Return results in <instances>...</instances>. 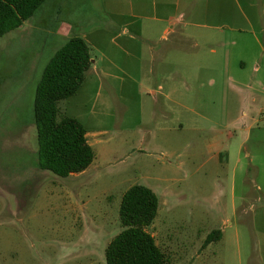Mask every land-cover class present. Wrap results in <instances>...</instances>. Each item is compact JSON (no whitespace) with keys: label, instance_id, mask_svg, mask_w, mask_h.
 Returning <instances> with one entry per match:
<instances>
[{"label":"rangeland","instance_id":"obj_1","mask_svg":"<svg viewBox=\"0 0 264 264\" xmlns=\"http://www.w3.org/2000/svg\"><path fill=\"white\" fill-rule=\"evenodd\" d=\"M138 1L45 0L0 39V264H106L123 229L122 197L136 184L159 197L148 231L167 264H264V235L250 224L264 217V198L245 151L240 163L237 140L226 137L242 122L222 126L241 112L238 91L221 65L194 63L206 49L180 42L183 26L163 32L169 15L189 6L197 14L208 1L221 11L223 0H143L140 14ZM140 27L143 39L126 33ZM76 36L93 62L60 114L83 124L95 158L63 178L37 165L34 103L47 63Z\"/></svg>","mask_w":264,"mask_h":264},{"label":"trees","instance_id":"obj_2","mask_svg":"<svg viewBox=\"0 0 264 264\" xmlns=\"http://www.w3.org/2000/svg\"><path fill=\"white\" fill-rule=\"evenodd\" d=\"M44 1L0 0V39L21 27ZM90 50L83 37L69 39L47 63L36 90L37 165L63 178L84 172L95 158L83 124L61 115L59 107L60 101L74 95L82 85L93 61ZM158 209L159 197L149 187L136 184L126 191L120 204L123 229L106 248V264H167L164 252L148 231ZM221 237V230H214L206 244Z\"/></svg>","mask_w":264,"mask_h":264},{"label":"crops","instance_id":"obj_3","mask_svg":"<svg viewBox=\"0 0 264 264\" xmlns=\"http://www.w3.org/2000/svg\"><path fill=\"white\" fill-rule=\"evenodd\" d=\"M229 3L230 5L223 0L221 11L209 4V1L197 14L192 6L183 12L177 11V14L168 16L167 21L171 23V27L164 28L163 32L167 37L175 31L176 26H183L182 30L178 29L180 33H184H178V37H181L179 41L188 40L193 47L206 49L192 58L195 59L194 63L204 65L206 72L208 69H215L209 65H221L217 68L223 72L222 75L228 76L229 88L234 92L238 91L241 112L231 120H226L227 123L222 126L228 129L232 124L242 122L237 134L228 130L226 137L230 143L237 140L236 150L240 163V152L245 151V172L248 175L252 171L257 179L254 188L264 198V0H229ZM134 9L133 7L132 11ZM136 11L138 14L144 13L148 11V5L139 0ZM142 30L143 27H140L136 34L130 30L126 33L133 39L140 37L139 31ZM246 33L251 34L253 39L244 38ZM232 64L236 65V76L230 74ZM224 113L230 117L231 108L226 107ZM224 154L223 160L228 164L229 150L226 149ZM249 193L250 188L245 190V196ZM250 224L253 225V235H264V217L253 219ZM221 232L223 239L226 231L222 229Z\"/></svg>","mask_w":264,"mask_h":264},{"label":"built area","instance_id":"obj_4","mask_svg":"<svg viewBox=\"0 0 264 264\" xmlns=\"http://www.w3.org/2000/svg\"><path fill=\"white\" fill-rule=\"evenodd\" d=\"M263 116H264V113H263Z\"/></svg>","mask_w":264,"mask_h":264}]
</instances>
